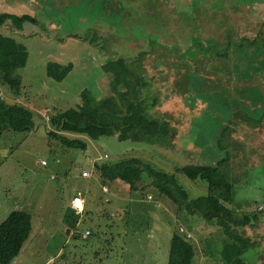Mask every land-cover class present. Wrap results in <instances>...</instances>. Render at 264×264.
Wrapping results in <instances>:
<instances>
[{"label":"rangeland","instance_id":"1","mask_svg":"<svg viewBox=\"0 0 264 264\" xmlns=\"http://www.w3.org/2000/svg\"><path fill=\"white\" fill-rule=\"evenodd\" d=\"M51 1L59 8H27L39 25L24 22L22 34L16 33L28 49L18 94L0 80V99L35 115L32 130L0 133V221L12 210L31 216V237L16 260L167 264L170 236L188 232L194 264H202V256L220 264L219 245L227 235L160 193L146 171L135 190L121 180L105 183L128 198L116 206L120 218L111 215L105 201L111 191H102L97 165L136 157L174 174L189 199L206 194L207 184L180 169L219 166L233 186L227 205L235 216L250 217L236 228L254 243L241 247V257L246 264H264V0ZM119 57L139 79L128 102L163 117L168 135L91 140L65 133L83 138L87 147L64 146L49 134V117L79 104L84 89L96 99L116 93L113 74L103 65ZM53 59L72 64L60 82L46 74ZM84 169L89 178L81 176ZM86 184L92 190L85 214L76 232L66 235L68 203L78 191L85 196ZM85 230L90 234L83 238Z\"/></svg>","mask_w":264,"mask_h":264},{"label":"trees","instance_id":"2","mask_svg":"<svg viewBox=\"0 0 264 264\" xmlns=\"http://www.w3.org/2000/svg\"><path fill=\"white\" fill-rule=\"evenodd\" d=\"M24 22L36 24L37 18L27 13H0V80L2 86L9 87L15 95L21 84L18 71L24 67L28 58L26 44L16 38V33H21ZM6 23L7 32L2 28ZM103 68L113 74L112 89L116 93L96 99L87 89L82 90L79 104L49 117L53 127L49 134L64 146L81 150L86 149V141L77 136L69 137L65 133L85 136L91 140L115 134L123 140L145 139L151 135L167 136L170 130L163 117L150 116L147 106L128 102L129 95L134 91V82L139 79L127 66L124 58L108 60ZM71 69V63L63 64L53 59L47 62L46 74L60 82ZM119 86L123 89L117 90ZM34 126L35 115L29 107L0 99V133L6 129L30 131ZM225 165L226 163L223 166ZM97 168L102 183L121 180L133 190L137 189V182L146 171L147 176L152 177V186L160 193L178 206L181 205L188 213H198L207 222H215L230 238V241L228 238L223 239L219 245L220 264H246L241 257V247H250L254 243L236 228L249 224L250 217L235 216L233 209L227 205L233 200V186L223 177V170L219 166L189 164L180 169L187 178L202 179L207 184L206 194L190 199L174 174L156 170L139 158L104 162L97 165ZM66 216L68 226L75 227L78 218L74 213L68 211ZM31 228V216L23 210H12L0 221V264H9L18 256ZM185 237L186 233L182 236L177 232L170 236L167 264H194V246Z\"/></svg>","mask_w":264,"mask_h":264},{"label":"crops","instance_id":"3","mask_svg":"<svg viewBox=\"0 0 264 264\" xmlns=\"http://www.w3.org/2000/svg\"><path fill=\"white\" fill-rule=\"evenodd\" d=\"M27 2H25L24 0H0V13H2V12H7V13H12V14H17V15H21V14H24V13H26V12H28V10L29 9H27V8H46L45 10H50L51 8H59V6L57 5V4H53L52 3V1L51 0H26ZM30 12H32V11H30ZM36 12H38V11H36ZM32 14H34L33 12H32ZM35 17H36V15H35ZM37 18V17H36ZM39 20L37 19V23L36 24H38L39 25V22H38ZM49 24L50 23H52L51 21H48V19L46 20ZM52 25V24H51ZM22 31H24L23 29L21 30V32ZM65 45V44H64ZM55 60V59H54ZM57 61H59V60H57ZM108 183V182H107ZM101 186H102V191L103 192H105V193H109L110 191H111V195L110 196H108L106 199H105V201H106V203H107V207H108V209L109 210H112L111 211V215L112 216H115V217H119V215L117 214V213H115V210H117L116 208H118V207H116L117 205L119 206V202H125V201H127L128 200V198H126V197H120V195H117V194H115V192H113L112 190H109V188H108V184H100ZM107 187V190L106 191H104L103 190V187ZM85 192H86V194H85V196H83V198H84V212H83V214H82V216H81V218H78V221L76 220V225H75V227H73V228H70L69 226H68V224H67V221H66V219H65V221H64V223H65V226H66V228H65V230H67L68 228L70 229V232H69V234L67 233V231H66V235H71L73 232L75 233L76 232V229H77V226L80 224V221H82V217H83V215L85 214V200H86V196H87V192H88V190L90 189V190H92V188L90 187L89 188V186L87 187V184L85 185ZM78 192H80V191H78ZM77 193V192H76ZM80 193H82V192H80ZM83 195V194H82ZM152 198V197H151ZM150 198V199H151ZM147 199H149V198H147ZM68 209H69V203H68ZM67 217V216H66ZM124 217H126V216H124ZM120 218V217H119ZM61 220V219H60ZM114 224H115V222H113ZM119 227V226H118ZM121 227V226H120ZM31 233V232H30ZM106 234H107V232H106ZM75 235V234H74ZM30 236V235H29ZM31 237V236H30ZM29 238V237H28ZM33 239V238H32ZM32 239L30 240V241H32ZM28 240V239H27ZM26 240V241H27ZM25 241V242H26ZM24 242V243H25ZM24 245V244H23ZM23 247V246H22ZM21 251H22V249H21ZM21 251H20V253H21ZM18 254V256L17 257H15L9 264H24L23 262H21V261H19V260H16V259H18V257H21L20 255L21 254ZM52 260V258H50L48 261H51ZM48 261H46L47 263H49ZM210 261H211V258L210 257H206V256H202V260H201V262H202V264H210ZM212 262V261H211ZM47 263H45V264H47Z\"/></svg>","mask_w":264,"mask_h":264},{"label":"built area","instance_id":"4","mask_svg":"<svg viewBox=\"0 0 264 264\" xmlns=\"http://www.w3.org/2000/svg\"><path fill=\"white\" fill-rule=\"evenodd\" d=\"M104 157H107V154H104ZM41 165H45V160H40L39 162ZM81 176L83 178H89L91 176V173L89 170L84 169L81 171ZM103 190L106 191L107 187H103ZM149 199L151 198V195L147 196ZM69 209L71 212L75 213L74 216L80 218L81 215L84 212V198L82 193L77 192L75 195L72 196V198L69 201ZM183 230V229H182ZM90 234L89 230H85L81 235L83 238H86ZM186 236L190 237V233L186 232Z\"/></svg>","mask_w":264,"mask_h":264},{"label":"water","instance_id":"5","mask_svg":"<svg viewBox=\"0 0 264 264\" xmlns=\"http://www.w3.org/2000/svg\"><path fill=\"white\" fill-rule=\"evenodd\" d=\"M66 231H67V233L69 234V232H70V229L68 228ZM75 236H77V234H75ZM77 237H78V236H77Z\"/></svg>","mask_w":264,"mask_h":264}]
</instances>
